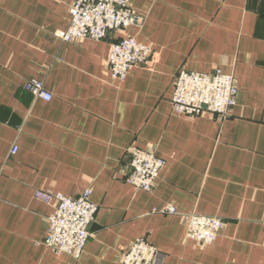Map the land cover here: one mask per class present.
Returning <instances> with one entry per match:
<instances>
[{
    "label": "crops",
    "instance_id": "obj_1",
    "mask_svg": "<svg viewBox=\"0 0 264 264\" xmlns=\"http://www.w3.org/2000/svg\"><path fill=\"white\" fill-rule=\"evenodd\" d=\"M74 1L0 0V264H120L140 237L157 264H264V0H128L142 27L69 42ZM125 35L152 58L115 81L108 58ZM216 68L236 78L231 116L175 114L176 74ZM134 146L166 160L151 192L125 180ZM87 188L99 209L85 251L58 254L44 244L54 205L35 192ZM192 212L224 220L213 244L188 238Z\"/></svg>",
    "mask_w": 264,
    "mask_h": 264
},
{
    "label": "built area",
    "instance_id": "obj_2",
    "mask_svg": "<svg viewBox=\"0 0 264 264\" xmlns=\"http://www.w3.org/2000/svg\"><path fill=\"white\" fill-rule=\"evenodd\" d=\"M71 20L60 34L64 41L90 39L100 41L111 33L129 27H142L144 16L128 0H75L70 5ZM153 50L135 36L120 37L112 43L108 67L115 81H124L134 66H148ZM172 109L175 114L195 118L204 110L211 111L220 121L231 116L236 104L238 85L233 74L221 69L210 72L181 69L173 81ZM36 98L51 100L53 95L42 81L33 80L26 85ZM18 146L13 147L16 153ZM130 161L126 182L136 190L151 192L155 187L166 160L155 152L134 146L129 150ZM35 197L54 205L49 216V228L44 244L58 254L68 253L80 257L91 236L90 226L99 206L92 200V190L87 188L78 196H66L53 190L38 189ZM160 211L179 213L173 204ZM187 236L203 245L213 244L219 237L224 220L219 216L196 212L183 213ZM163 259L159 249L144 237L137 238L122 253L120 264H157Z\"/></svg>",
    "mask_w": 264,
    "mask_h": 264
},
{
    "label": "rangeland",
    "instance_id": "obj_3",
    "mask_svg": "<svg viewBox=\"0 0 264 264\" xmlns=\"http://www.w3.org/2000/svg\"><path fill=\"white\" fill-rule=\"evenodd\" d=\"M127 29V28H126ZM122 32V31H121ZM117 33V32H116ZM125 36H128V35H125ZM125 36H122V37H125ZM183 70V69H182ZM187 70V69H186ZM191 71V70H190ZM154 152V151H153Z\"/></svg>",
    "mask_w": 264,
    "mask_h": 264
},
{
    "label": "trees",
    "instance_id": "obj_4",
    "mask_svg": "<svg viewBox=\"0 0 264 264\" xmlns=\"http://www.w3.org/2000/svg\"><path fill=\"white\" fill-rule=\"evenodd\" d=\"M122 37V36H121ZM120 38V37H119ZM119 38H117V39H119Z\"/></svg>",
    "mask_w": 264,
    "mask_h": 264
}]
</instances>
